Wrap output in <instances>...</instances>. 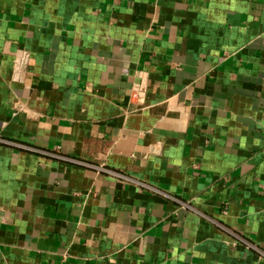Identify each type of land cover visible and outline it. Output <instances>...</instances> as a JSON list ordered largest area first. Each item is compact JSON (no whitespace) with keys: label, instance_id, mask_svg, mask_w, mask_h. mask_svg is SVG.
<instances>
[{"label":"crops","instance_id":"0c3cea01","mask_svg":"<svg viewBox=\"0 0 264 264\" xmlns=\"http://www.w3.org/2000/svg\"><path fill=\"white\" fill-rule=\"evenodd\" d=\"M0 264H264V0H0Z\"/></svg>","mask_w":264,"mask_h":264},{"label":"built area","instance_id":"2783aa9c","mask_svg":"<svg viewBox=\"0 0 264 264\" xmlns=\"http://www.w3.org/2000/svg\"><path fill=\"white\" fill-rule=\"evenodd\" d=\"M143 92H144V88L141 85H135L134 87V91L132 94V97H134L135 99L141 101L143 98Z\"/></svg>","mask_w":264,"mask_h":264}]
</instances>
